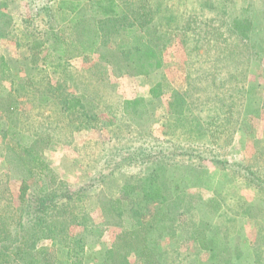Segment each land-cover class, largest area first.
<instances>
[{
  "label": "rangeland",
  "instance_id": "obj_1",
  "mask_svg": "<svg viewBox=\"0 0 264 264\" xmlns=\"http://www.w3.org/2000/svg\"><path fill=\"white\" fill-rule=\"evenodd\" d=\"M3 1L0 55L10 70L0 90H11L18 106L0 114V228L14 244L30 242L38 191L62 183L56 201L72 196L70 212L53 222L58 227L67 217L64 232L83 242L82 264H100L116 234L157 208L142 204L139 192L121 189L154 172L184 213L178 239L161 233L150 239L162 263L264 264V188L244 172L264 175V51L253 57L229 31L234 17L244 18L250 34L264 40V0H147L160 10L157 19L171 17L163 67L147 76L121 74L95 55L59 56L52 31L71 17L55 10L59 0ZM36 41L43 43L44 62L32 66ZM158 83L166 86L155 98ZM71 97L81 106L68 113L60 102ZM136 100L143 101L123 115V101ZM10 128L23 138L53 137L43 152L47 177L28 174L14 161L3 165L1 132ZM134 148L145 150L141 160H131ZM195 221L211 225L220 238L225 234L223 253L211 258L196 248L187 236ZM84 224L99 231L90 234ZM130 262L143 261L131 254Z\"/></svg>",
  "mask_w": 264,
  "mask_h": 264
},
{
  "label": "trees",
  "instance_id": "obj_2",
  "mask_svg": "<svg viewBox=\"0 0 264 264\" xmlns=\"http://www.w3.org/2000/svg\"><path fill=\"white\" fill-rule=\"evenodd\" d=\"M3 5L5 2L0 0V22L3 17L1 12ZM82 5L80 1L59 0L55 6L56 11L60 9L71 16L64 28H58L54 33L52 31L53 43L59 44L54 48L59 51V56L72 59L95 55L98 61L113 67L121 74L130 76H147L163 67V54L169 40L168 21L171 17L157 19L156 14L160 13V10L152 8L147 0H140L137 3L133 0H87ZM247 24L246 19L234 17L230 22L229 31L237 36L238 41L246 42L254 57L264 51V40L262 37L261 40L256 38L254 33L251 35ZM1 33L2 31H0V38ZM42 46L43 43L37 41L32 44L30 58L32 66L38 64L39 61L44 62L43 58L39 57ZM9 70L8 61L0 55V83L7 80ZM192 73L188 72L187 75L190 76ZM164 86H166L164 83L156 84L151 90L153 97H159ZM237 93L239 96L241 90H237ZM138 101H123L122 114L127 115L128 106L134 104L135 107ZM60 104L63 111L72 113L81 106V101L74 97L63 98ZM174 105L169 104L170 108ZM17 106V97L11 90H0L1 115L12 113ZM224 114H227V110ZM1 133L5 150H3L5 152L3 165L7 166L14 161L28 174H35L40 178L49 175V166L44 159L43 152L53 140L50 134L33 133L32 136L23 138L22 132L12 131L11 128L10 130L4 129ZM143 151L145 150L140 148L132 149L130 151L131 160H141L140 156L144 155ZM244 172H246L245 177L253 181L255 185L264 188V175H258L249 168H245ZM61 186H63L62 183L53 188H41L38 191L40 196L35 195L34 199L39 200L37 204L39 212L33 218L36 225L29 232L30 242L26 245H15V240L2 225L0 228V264H82L79 253L83 251V242L80 238L78 239L77 235L64 232L70 220L67 217L63 219L59 223V228L53 222L54 217H60L63 212L67 216L70 212L68 211L69 200L72 196L69 198L66 195L59 196L60 199L56 201L62 191ZM121 189L127 194L139 192L142 204L156 205L157 208L153 210L149 218L143 220L142 217H138L130 227L116 234L111 245L104 251L100 264H131V254L138 256L143 261L142 264H164L160 261L159 252L151 246L150 239L154 234L160 233L172 240L178 239L180 217L184 214L183 211L177 212L181 205L180 200L177 199L178 197H169L163 183L154 172L139 179L138 183L126 182ZM23 192L22 188V194ZM57 203H59L58 206H56ZM49 214L52 216L50 220ZM175 222L177 224H174ZM210 226L201 221L192 222L187 236L193 243H196V248L210 251L211 258H214L226 250L227 244L224 241L226 240L225 234L220 233V238L215 228ZM82 228L90 234L99 231L96 226H89V224H84ZM40 241L49 243L40 244Z\"/></svg>",
  "mask_w": 264,
  "mask_h": 264
}]
</instances>
